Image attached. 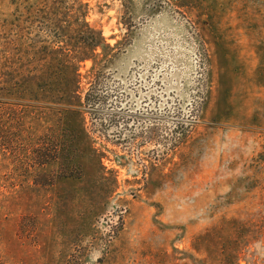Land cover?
Masks as SVG:
<instances>
[{
	"label": "rangeland",
	"instance_id": "1",
	"mask_svg": "<svg viewBox=\"0 0 264 264\" xmlns=\"http://www.w3.org/2000/svg\"><path fill=\"white\" fill-rule=\"evenodd\" d=\"M0 264H264V0H0Z\"/></svg>",
	"mask_w": 264,
	"mask_h": 264
},
{
	"label": "trees",
	"instance_id": "2",
	"mask_svg": "<svg viewBox=\"0 0 264 264\" xmlns=\"http://www.w3.org/2000/svg\"><path fill=\"white\" fill-rule=\"evenodd\" d=\"M49 155H45V154H43V155H40V157H41V160L39 161V163L40 164H45L46 162H48V157Z\"/></svg>",
	"mask_w": 264,
	"mask_h": 264
},
{
	"label": "built area",
	"instance_id": "3",
	"mask_svg": "<svg viewBox=\"0 0 264 264\" xmlns=\"http://www.w3.org/2000/svg\"><path fill=\"white\" fill-rule=\"evenodd\" d=\"M171 1H177V0H171Z\"/></svg>",
	"mask_w": 264,
	"mask_h": 264
}]
</instances>
